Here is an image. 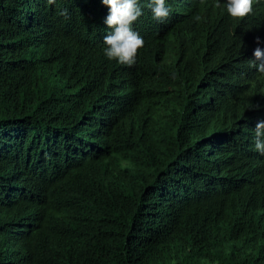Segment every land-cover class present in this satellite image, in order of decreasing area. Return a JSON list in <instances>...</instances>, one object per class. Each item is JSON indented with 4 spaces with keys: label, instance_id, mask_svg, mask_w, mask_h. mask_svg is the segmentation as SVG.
Instances as JSON below:
<instances>
[{
    "label": "trees",
    "instance_id": "16d2710c",
    "mask_svg": "<svg viewBox=\"0 0 264 264\" xmlns=\"http://www.w3.org/2000/svg\"><path fill=\"white\" fill-rule=\"evenodd\" d=\"M224 3L138 0L127 67L100 0H0V264H264V0Z\"/></svg>",
    "mask_w": 264,
    "mask_h": 264
},
{
    "label": "clouds",
    "instance_id": "9594fccd",
    "mask_svg": "<svg viewBox=\"0 0 264 264\" xmlns=\"http://www.w3.org/2000/svg\"><path fill=\"white\" fill-rule=\"evenodd\" d=\"M55 0H48L54 3ZM102 5L109 9L104 21L110 33L104 37V55L108 60H115L121 65L132 67L136 63L139 49L144 46L143 38L133 30V23L142 15L138 0H100ZM254 0H225L223 7L227 14L236 19H243L253 12ZM153 18L158 22L166 20L170 9L166 6V0H150ZM221 7L220 3L216 4ZM61 16H67V9L60 12ZM194 20H202L196 15ZM256 43L259 44V38ZM254 60L250 61L252 67L260 74H264V50L257 47L253 51ZM259 61V63H256ZM259 105H252L250 109H258ZM254 147L257 152L264 155V120L256 123L254 129Z\"/></svg>",
    "mask_w": 264,
    "mask_h": 264
}]
</instances>
